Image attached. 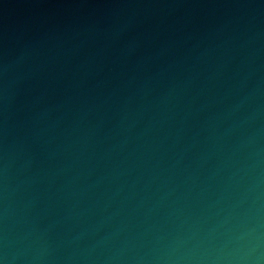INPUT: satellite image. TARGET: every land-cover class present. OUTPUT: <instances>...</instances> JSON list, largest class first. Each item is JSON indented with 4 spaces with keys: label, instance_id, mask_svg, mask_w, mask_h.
<instances>
[{
    "label": "water",
    "instance_id": "1",
    "mask_svg": "<svg viewBox=\"0 0 264 264\" xmlns=\"http://www.w3.org/2000/svg\"><path fill=\"white\" fill-rule=\"evenodd\" d=\"M0 264H264V0H0Z\"/></svg>",
    "mask_w": 264,
    "mask_h": 264
}]
</instances>
